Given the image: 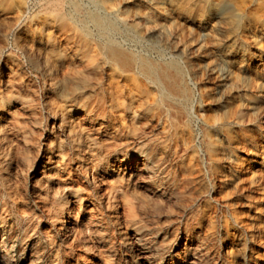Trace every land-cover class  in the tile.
<instances>
[{
    "label": "rangeland",
    "instance_id": "1",
    "mask_svg": "<svg viewBox=\"0 0 264 264\" xmlns=\"http://www.w3.org/2000/svg\"><path fill=\"white\" fill-rule=\"evenodd\" d=\"M70 1L0 0V253L10 264H264V87L254 86L263 71L255 46L264 61L256 20L264 0H236L248 14L237 27L250 45L230 73L262 101L237 125L241 92L214 101L210 91L227 73L195 66L211 55L212 38L227 43L236 30L229 22L199 26L169 0H98L119 17L145 16L151 28L156 18L163 36L127 46L179 61L192 92L188 120L158 117L138 102L121 120L101 103L88 61L51 28L81 17ZM46 34L65 54L57 63L39 42ZM182 43L190 46L184 55ZM73 73L89 79L75 97ZM147 86L141 78L135 89Z\"/></svg>",
    "mask_w": 264,
    "mask_h": 264
},
{
    "label": "bare ground",
    "instance_id": "2",
    "mask_svg": "<svg viewBox=\"0 0 264 264\" xmlns=\"http://www.w3.org/2000/svg\"><path fill=\"white\" fill-rule=\"evenodd\" d=\"M89 1L92 4L90 5L92 9L84 10H82V6H80L78 1H70L72 13L81 15V17L74 19L72 24L60 19L59 23L56 25L52 24L51 28L54 26L59 27L62 31L63 39L66 41L67 48L74 47L77 54H79L78 56L88 61L87 67L94 70L100 83V101L103 105L107 104L106 108L109 115L115 116V110H120L118 113L119 119L124 120L127 112L135 115L133 104L138 102L137 106L145 104L149 110L155 109V114L158 117L173 112L179 116H184L187 120L190 119L193 116L192 92L188 85L186 72L179 61L174 58L170 60L153 59L148 54L136 50L135 47L127 46L128 41L143 42L149 34L163 36L165 31L158 20L156 18L149 20L155 25L151 28L148 24H145L146 19H143L145 16L136 15L141 19L140 21H136V18L119 17L114 14L113 8L102 4L100 1ZM254 1L249 0V2ZM174 5H177L181 11L187 13V16L199 26H204L212 20L214 23L217 21L229 22L232 27L236 28L231 35L227 36V43L224 45L212 38L210 40L211 55H203L195 66L207 72H216L218 75L224 71L227 73V77L219 79L218 84L210 91L213 94L214 101L219 100L221 93H232L234 90L241 92L238 97L242 107L233 113V122L237 125L239 122L238 118L242 112H252L262 104L258 94L247 91L250 84L245 79L230 73L233 61H241L250 45L243 35L244 30L237 27L239 22L248 15L244 6L236 0H169L167 2L169 7ZM256 20L260 24H264V6L262 11L257 14ZM43 38L44 40H42ZM54 39L50 34H46L45 37H39V42L45 41L48 52L56 57L55 63H57V59L59 61L64 59L65 54L55 46ZM189 48V45L182 43L178 47V51L184 55ZM196 49L201 51V46L196 45ZM255 49L257 58L259 57L263 67V71L258 75L259 83L257 81L254 85L255 88H258L264 87V61L262 59L263 49L258 47V45L255 46ZM158 54L160 55L161 53ZM160 57L162 58L161 55ZM245 68L242 63L238 65V69ZM190 71L189 76H193L196 72L193 65L192 67L190 66ZM141 78L148 83L147 88L143 90L135 89V85ZM71 79L74 85L69 92L74 97L83 89H87L89 85L87 74L73 73ZM201 93L206 95L208 92L203 90ZM226 116L223 115L218 116V119L216 118L221 126ZM214 126H217V124H214ZM207 143L209 142L207 141ZM209 145L210 150H214L216 147L211 142ZM8 259L10 260V258L0 253V264H10Z\"/></svg>",
    "mask_w": 264,
    "mask_h": 264
}]
</instances>
